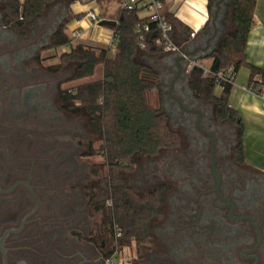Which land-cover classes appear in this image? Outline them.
<instances>
[{
	"label": "trees",
	"instance_id": "16d2710c",
	"mask_svg": "<svg viewBox=\"0 0 264 264\" xmlns=\"http://www.w3.org/2000/svg\"><path fill=\"white\" fill-rule=\"evenodd\" d=\"M79 1L0 0L1 26L6 37L26 39L29 30L38 27L42 21L45 27L50 24L49 28L53 32L50 31L44 38L48 40L45 50H70L63 52L60 63L49 70L57 73L67 67H74L73 75L67 82L91 78L99 66L103 67L102 80L72 89L61 88L59 99L64 110L82 115L87 120L89 132L100 137L98 148L84 154L86 157L102 156L108 167L104 183L94 188L91 202L95 210L102 213L113 239L116 227L122 233L123 240L129 244L135 242L141 248L151 238L152 223L162 214L164 195L169 187L158 184L153 191L139 194L123 182L119 170L131 168L135 157L153 158L160 152L173 151L179 146L180 136L170 121L173 113L179 118L185 114L173 101H165L162 74L147 62L148 59L169 58L168 62L173 61L177 67L176 57L166 53L159 44L161 32L156 23L141 20L136 13L121 10L116 12L115 20H106L101 24L117 33L114 57L110 56L109 49L96 50L83 44L73 46L74 38L68 33L67 25L72 20L71 5ZM218 1L208 0L209 19L193 40V30L164 8V18L172 26L173 41L177 45L187 44L186 49L206 46ZM93 2L104 13L106 5H119L121 0ZM163 2L165 5V0ZM256 3L257 0H224L217 20L218 35L211 42L214 48L197 54L195 58L211 59V69L216 72L232 68L237 73L243 66H249L251 83L256 75H260L262 86L264 71L250 65L245 53L254 24ZM145 25L149 26V31L143 32L145 49L141 50L137 30L144 29ZM187 78L194 99L212 103L216 122L225 123L235 130L238 144L232 149V156L238 163H245L244 124L239 113L229 107L232 87L221 86L222 93L216 96L214 90L218 84L213 79L204 78L201 69H193ZM112 253L106 257L109 258ZM49 261L47 259L44 264H49ZM134 264H140L139 259Z\"/></svg>",
	"mask_w": 264,
	"mask_h": 264
},
{
	"label": "rangeland",
	"instance_id": "374dc122",
	"mask_svg": "<svg viewBox=\"0 0 264 264\" xmlns=\"http://www.w3.org/2000/svg\"><path fill=\"white\" fill-rule=\"evenodd\" d=\"M77 3L81 4L80 1ZM106 8L110 9L112 16H115L116 12L120 11V4H109ZM52 15L50 17H53ZM49 27H51L50 24L45 27L42 21L38 27L29 30L26 39L14 36L12 41H15L16 45L9 42L5 44L8 49L9 47L10 49L25 47L23 55L27 56V59L22 63L20 70H16L22 75L31 77V80L22 85L33 84L36 87H42L44 95L41 100L43 104L40 103L39 110L16 117H7L5 114L6 117L0 119V189H7L14 182L11 175L14 170L18 171L21 165H25L22 161L37 159L35 182L39 183V186L44 185V191H39L42 207L38 213L39 217L41 214L44 215V260L51 259L49 264H68L73 259L79 261V256L72 258L77 253L93 260V253L85 247V243L90 242L94 245L92 251L97 256L102 255L103 264H106V255L116 249L119 251L118 264H134L138 259L141 264L140 255L145 256L146 259L147 254L155 250L156 242L153 232L149 241L142 244L141 248H138L135 242L129 244L123 239L116 243L109 232V225L104 223L102 213H98L91 202L94 188L104 183L108 167L102 156H84L90 149L98 148L101 143L100 137L89 132L86 128L87 120L82 115L70 113L62 107L59 90L76 87L74 85L77 82H67L73 75L74 67H67L57 73L49 70L60 63L59 52L63 50L61 48L45 50L48 40L42 41L40 35L44 33L45 38L46 34L53 30ZM39 43L42 47L33 52L39 47L37 46ZM212 48L214 45L210 44L209 50ZM114 55L112 53L111 56L114 57ZM168 59H148L147 62L162 74L165 101L170 103L172 100L169 97L170 86L178 69L174 62L169 63ZM210 62L211 59L200 60L205 67H208ZM181 66L184 69V66ZM98 73L100 70L96 72ZM188 74L186 71L182 72V76L174 83L172 95L182 104L185 100L189 104H196L194 109H198L204 115L203 129L210 133L214 132L220 142H228L225 153L219 155L232 156L231 151L238 144L235 130L233 131L225 123L216 122L212 103L194 99L189 91ZM214 92L216 96H220L221 86H216ZM173 107L176 106L173 104ZM19 109L23 111V105H19ZM208 113L213 116L207 117ZM198 119L196 115H184L183 118H179V115L173 113L170 122L180 136L179 146L173 151L160 152L153 158L135 157L131 168L119 170L123 182L139 194L153 191L158 184H166L170 188L172 176H170V182L155 177L157 172L162 170L165 158L171 161L175 158L185 161L187 157L186 163L189 164L195 159L209 155L210 139L198 128ZM2 125L16 128L8 129ZM39 161L41 164H38ZM27 163L29 164L28 161ZM42 166H44V179L40 180L38 176L40 177L39 172ZM12 199L11 197L2 198L7 204ZM172 199L170 191L164 195L162 214L153 221V230L160 226L163 220L168 219ZM33 206V199L26 202L24 200L21 209L29 210ZM0 209H2L0 212L1 235L4 230L10 228L12 216H9V209L5 207ZM168 246L171 247V243ZM161 256L167 257V254L162 253ZM82 259L80 258V261ZM166 263H169V260Z\"/></svg>",
	"mask_w": 264,
	"mask_h": 264
},
{
	"label": "flooded vegetation",
	"instance_id": "af4514ba",
	"mask_svg": "<svg viewBox=\"0 0 264 264\" xmlns=\"http://www.w3.org/2000/svg\"><path fill=\"white\" fill-rule=\"evenodd\" d=\"M211 29L212 31L208 33L210 35L213 34L212 21ZM40 39L44 41V33L40 35ZM6 42L16 45L15 41L6 37L0 21V75L2 77V82L0 79V119L5 114L7 117H16L39 110L44 95L42 87H36L33 84L22 85L31 80V77L22 75L16 70L21 68L22 63L27 59V56L23 55L25 47L18 49L9 47L8 49ZM37 46L39 47L33 52L41 48L42 44L39 43ZM182 72H185L183 68L179 77L182 76ZM3 88L6 89V93ZM171 101H174L185 116L196 115L199 118V114L184 111L175 100ZM183 104L189 110L199 111L194 109L196 104H189L187 100ZM19 105H23V111L19 109ZM42 108L44 109V106ZM199 112L202 118L201 127H203L204 115L201 111ZM211 116L213 115L207 114V117ZM197 126L202 131L198 123ZM210 134L215 139L214 166L219 180L213 171L212 138L207 134L210 139L209 155L195 159L194 162L189 161V164L186 163L187 157L185 161L177 158L171 161L165 158L162 170L157 172L155 177L170 182V176H172L171 187L168 190L173 197L170 202L171 213L160 226L155 227L154 230L152 227L156 242L155 250L148 253L146 259L145 256L140 255L141 264H264V170L255 169L247 162L238 163L233 156L221 157L219 154L225 153L228 142H220L214 132ZM22 162H25V165H21L18 171L14 170L11 175L14 182L7 189L19 182L29 183L40 200V206L23 224L25 218L36 206V200L29 188L19 185L11 193L0 195V200L6 197L13 198L8 204L3 200L0 202V208L9 209V216H12L10 228L0 235V264H44L46 262L44 260V215L41 214L40 217L38 215L42 207L39 191H44V185L39 186V183L35 182L37 159H25ZM38 164L41 162L39 161ZM192 164L194 166H191ZM39 173L38 178L44 179V166ZM32 199L34 200L32 209H21L24 200L26 202ZM8 230L18 231L9 234L1 241ZM169 243L171 247L168 246ZM85 244L89 252L93 253V260L77 253L72 258L79 256V261L73 259L72 264H103L102 255L97 256L92 251L94 245L90 242ZM162 253L167 254V257L161 256ZM80 258H83L82 261ZM168 260L169 263H166Z\"/></svg>",
	"mask_w": 264,
	"mask_h": 264
},
{
	"label": "crops",
	"instance_id": "0c3cea01",
	"mask_svg": "<svg viewBox=\"0 0 264 264\" xmlns=\"http://www.w3.org/2000/svg\"><path fill=\"white\" fill-rule=\"evenodd\" d=\"M80 2L81 4L76 2L71 5L72 20L67 25V31L72 38L74 32L79 33V37L74 39L73 46L83 44L96 50L109 49L110 56L112 53L116 54V46L112 44L114 39L113 30L94 25L86 18V14L89 11H94L107 21L115 20L116 15L112 16L113 14L109 8H106L103 13L96 2ZM207 4L208 0H165L166 10L196 33L200 31L209 19ZM253 22L254 24L248 37L245 53L250 65L258 67L264 71V0H257ZM195 48L196 47H193L189 50ZM61 49L63 50L62 52H59L60 55L63 52L70 50V48ZM212 62L213 61L211 60L208 68H211ZM99 70L100 73L96 74ZM102 79L103 67L99 66L93 77L74 81L77 82L74 86L100 81ZM235 84L236 86L232 87L229 96V107L232 110L237 111L242 117V122L245 128L244 151L246 162L250 164L251 167L263 171L264 109L258 98L242 90V87H248L251 84V69L249 66H243L236 73Z\"/></svg>",
	"mask_w": 264,
	"mask_h": 264
},
{
	"label": "built area",
	"instance_id": "2783aa9c",
	"mask_svg": "<svg viewBox=\"0 0 264 264\" xmlns=\"http://www.w3.org/2000/svg\"><path fill=\"white\" fill-rule=\"evenodd\" d=\"M83 3L93 2V0H81ZM164 2L163 0H121L120 10L127 13H136L139 15L141 20H151L156 23L160 32L161 38L159 44L162 46L166 53L174 55L176 59L178 57H186L181 65L184 66V70L190 73L193 69L198 68L203 72L204 78L213 79L219 86L229 85L231 87L236 86L235 78L236 72L232 68L216 72L211 68L205 67L200 63L199 59L186 56L189 49H186V45H177L171 38L172 26L164 18ZM86 18L90 20L96 26H101V24L106 21L100 14L89 11L86 14ZM118 24V22H116ZM149 31V26L145 25L144 29L139 28L137 34L139 35V47L141 50L145 49L143 32ZM114 32V31H113ZM196 32L191 34V38L194 39ZM79 37L78 32L73 33V38ZM112 44L116 46L117 44V33L114 32V39ZM261 76L256 75L253 82L248 87H242V90L256 98H258L262 103V108L264 109V85L261 86ZM259 85V86H258ZM115 237L114 240L117 243L122 239V233L118 231L115 227ZM119 251L116 249L112 255L107 258L106 264H118L119 261Z\"/></svg>",
	"mask_w": 264,
	"mask_h": 264
},
{
	"label": "water",
	"instance_id": "95a60500",
	"mask_svg": "<svg viewBox=\"0 0 264 264\" xmlns=\"http://www.w3.org/2000/svg\"><path fill=\"white\" fill-rule=\"evenodd\" d=\"M223 2H224V0H219V1L216 3V10H215V13H214L213 18H212L213 34L208 38L207 43H206V46H205V47H196L195 49H193V50H191V51H188L187 54H186V56H188V57H192V58H195V57L197 56L198 53H205V52H207V51L209 50V48H210V42H211L212 40H214V38L216 37L217 32H218L217 19H218L219 12H220V10H221V4H222ZM185 58H186V57H185ZM185 58H184V57H178V58L176 59V64H177V66H178V73H177L176 77L173 79V81L171 82L170 91H169V96H170L173 100H175V101L178 103V105H179L184 111L199 114L198 125H199V127H201V119H202V118H201L200 112H199V111H196V110H189V109H187V108H186V107H185V106L179 101V99H177L176 97H174V96L172 95V89H173V87H174V83H175L176 80L179 78L180 73H181V71H182L181 63L184 61ZM0 79H1V82H2V77H1V75H0ZM3 90H4V92L6 93V89L3 88ZM1 100H2V98H1ZM0 113H1V106H0ZM0 125H1V124H0ZM2 126H3V125H2ZM3 127L8 128V129L16 128V127H6V126H3ZM18 129H19V128H18ZM201 129H202V131H203L204 133H206L207 135H209V136L212 138V151H211V152H212L213 171H214L215 175L217 176V178H218V180H219L218 173H217L216 168H215V166H214V145H215V139H214V137H213L210 133H208L209 131H208V132H207V130L205 131V129H203V127H201ZM19 185H25V186H27V187L29 188L30 192L32 193L33 197H34L35 200H36V206H35L34 210H33V211H32V212H31V213L25 218V220L23 221V224H24L25 221H26V219H27L28 217H30L31 215H33V214L38 210V208H39V206H40V200H39L38 196L36 195V193L34 192L32 186H31L29 183L19 182V183H16L15 185H13L10 189H7V190H0V195H1V194H9V193H11V192H12L17 186H19ZM23 224H22V225H23ZM17 231H18V230H8V231H6L5 234H4V236H3V239H2L1 241H3V240H4L9 234L14 233V232H17ZM59 255H60V254H59ZM60 256H62V255H60ZM62 257H64V256H62ZM64 258H69V257H64Z\"/></svg>",
	"mask_w": 264,
	"mask_h": 264
}]
</instances>
